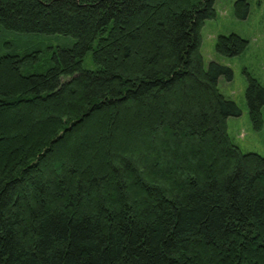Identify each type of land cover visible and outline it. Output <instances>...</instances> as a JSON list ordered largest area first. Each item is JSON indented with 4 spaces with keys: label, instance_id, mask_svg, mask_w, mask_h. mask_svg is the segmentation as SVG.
Wrapping results in <instances>:
<instances>
[{
    "label": "trees",
    "instance_id": "16d2710c",
    "mask_svg": "<svg viewBox=\"0 0 264 264\" xmlns=\"http://www.w3.org/2000/svg\"><path fill=\"white\" fill-rule=\"evenodd\" d=\"M214 3L0 0V37L27 43H0V264H264V157L229 137L232 71L200 53Z\"/></svg>",
    "mask_w": 264,
    "mask_h": 264
},
{
    "label": "rangeland",
    "instance_id": "374dc122",
    "mask_svg": "<svg viewBox=\"0 0 264 264\" xmlns=\"http://www.w3.org/2000/svg\"><path fill=\"white\" fill-rule=\"evenodd\" d=\"M235 1L215 0L216 15L213 19L206 20L200 31V53L205 66L209 62H216L230 68L232 71L231 81H227L223 77L218 80L220 93L235 102L241 110L239 117H229L226 121L229 137L242 152L255 153L264 157V106L261 110L263 127L260 131H254L249 121L245 100L248 75L264 87V0H245L248 3L249 10L244 19L235 15ZM229 34H236L247 41L246 50L238 56L225 57L215 51L216 39L219 36ZM0 38V43L3 44L13 42V44L22 46V48L27 46L22 37L2 35ZM43 42L45 46L65 45L71 42V39L45 38ZM19 46L18 48H20ZM49 51L47 50L42 56L46 58ZM38 61L34 64V68L36 67L40 71L43 69V66L40 65L42 59L40 58ZM85 63L87 68H93L88 60Z\"/></svg>",
    "mask_w": 264,
    "mask_h": 264
}]
</instances>
